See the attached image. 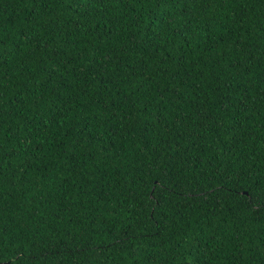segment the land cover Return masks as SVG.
I'll use <instances>...</instances> for the list:
<instances>
[{"label":"trees","instance_id":"1","mask_svg":"<svg viewBox=\"0 0 264 264\" xmlns=\"http://www.w3.org/2000/svg\"><path fill=\"white\" fill-rule=\"evenodd\" d=\"M0 264H264V0H0Z\"/></svg>","mask_w":264,"mask_h":264}]
</instances>
